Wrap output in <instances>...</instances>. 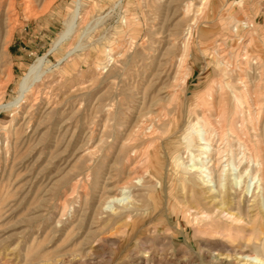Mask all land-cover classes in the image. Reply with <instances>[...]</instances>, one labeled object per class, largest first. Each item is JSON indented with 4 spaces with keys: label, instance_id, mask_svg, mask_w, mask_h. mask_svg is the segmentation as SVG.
Wrapping results in <instances>:
<instances>
[{
    "label": "rangeland",
    "instance_id": "rangeland-1",
    "mask_svg": "<svg viewBox=\"0 0 264 264\" xmlns=\"http://www.w3.org/2000/svg\"><path fill=\"white\" fill-rule=\"evenodd\" d=\"M239 251L264 259V0H0V264Z\"/></svg>",
    "mask_w": 264,
    "mask_h": 264
},
{
    "label": "bare ground",
    "instance_id": "bare-ground-1",
    "mask_svg": "<svg viewBox=\"0 0 264 264\" xmlns=\"http://www.w3.org/2000/svg\"><path fill=\"white\" fill-rule=\"evenodd\" d=\"M207 0H202V4H205ZM79 3V2H78ZM80 5V3H79ZM79 5L75 7L74 11L72 12L70 18L67 20L66 22V28L65 30L62 32L60 38L57 40L56 44H55V47H58V43L59 42H62L64 40H67L70 36V34L74 31L75 27H76V22H77V14H78V10H79ZM31 9V8H30ZM11 17V16H10ZM9 20V19H8ZM244 27H247V24L243 23ZM238 27H239V24L238 22L236 21L234 23V25L232 26V30L233 31H237L238 30ZM248 40V39H247ZM184 42V41H183ZM251 42V41H250ZM183 44V43H182ZM250 43H247V44H244V49L247 48L249 46ZM187 44H184L183 45V56H184V53L185 51L187 50ZM242 49V47H241ZM76 48H73L72 50L69 51V54H68V57L71 56L74 52H75ZM244 51V50H243ZM189 55H187V58H188ZM186 57V56H185ZM239 57V54L238 52L236 53V58ZM186 58V59H187ZM235 59V58H234ZM182 60H184L182 57L180 59V62H182ZM231 60V59H230ZM233 60V59H232ZM179 64V63H178ZM52 69V67H48V65H46V58H41L39 60H37L32 66L29 67L28 69V73L25 77H23L21 79V82H20V91H19V100H23V99H28V96L30 93H32L33 90L36 91V88L42 84L44 82V78L46 76V74H48L47 72L50 71V69ZM241 70V69H240ZM52 72V71H51ZM48 76V75H47ZM239 77V76H238ZM242 79V78H241ZM31 91L29 94L28 92ZM34 91V93H35ZM39 94V92L37 93V95ZM36 95V96H37ZM141 102V101H140ZM255 105V103H254ZM256 108V107H255ZM257 119V118H256ZM153 129V128H152ZM244 132V131H243ZM149 133V132H148ZM198 137H201L203 140L207 141L208 142V135L206 134V131L204 132H200L197 136ZM218 142V141H217ZM247 142V141H246ZM197 145V141L196 140H189L188 142V145L187 147L188 148H191L193 145ZM257 145V144H256ZM123 146H125V144H123ZM203 147V145H202ZM257 148V147H256ZM92 149V148H91ZM94 150V149H93ZM205 150H209L208 147H206ZM210 152V151H209ZM134 154V153H133ZM239 162V160H237ZM193 168V167H192ZM196 170H199L198 167H195ZM239 175V174H238ZM238 177L240 178V176H235L233 178V186L232 188H236L239 186V188H241L240 186V181L238 180ZM252 185V183H250ZM248 185L247 184V191H251V185ZM246 192V191H245ZM251 194H252V191H251ZM250 194V197L252 196ZM248 195V194H247ZM231 198V197H230ZM260 202V201H259ZM197 212V210H196ZM195 212V213H196ZM254 212V211H253ZM200 215V214H199ZM226 218L228 219H233L235 218L234 215L232 213H225L224 214ZM220 232V231H219ZM233 251V250H232ZM235 252V251H234ZM237 253V252H236ZM238 257L241 258L242 260H246V261H250L252 263H255V264H264V259L263 258H260L259 256H251L249 254H246L244 251H239L238 253Z\"/></svg>",
    "mask_w": 264,
    "mask_h": 264
},
{
    "label": "crops",
    "instance_id": "crops-1",
    "mask_svg": "<svg viewBox=\"0 0 264 264\" xmlns=\"http://www.w3.org/2000/svg\"><path fill=\"white\" fill-rule=\"evenodd\" d=\"M240 4V3H239ZM249 21V20H248ZM250 22V21H249Z\"/></svg>",
    "mask_w": 264,
    "mask_h": 264
}]
</instances>
